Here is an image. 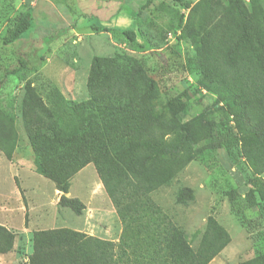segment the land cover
<instances>
[{
    "label": "rangeland",
    "instance_id": "1",
    "mask_svg": "<svg viewBox=\"0 0 264 264\" xmlns=\"http://www.w3.org/2000/svg\"><path fill=\"white\" fill-rule=\"evenodd\" d=\"M148 1L0 0V107L14 110L19 136L12 158L0 150V264L41 261L45 250L54 248L37 247L36 234L54 230L111 242L114 264H137L136 259L146 260L149 249L153 252L146 240L149 235L135 226L124 254L125 225L95 167L96 160L110 153L89 89L95 59L143 66L159 90L157 107L173 101L176 105L168 108L169 114L181 129L202 119L215 122L226 133L237 132L226 102L216 91L220 83L195 66L199 50L179 28L188 10L168 0H154L145 7ZM199 1L187 3L194 6ZM29 7L34 9L31 30L4 46L8 26ZM96 21L112 25L113 32L93 31ZM132 28L137 31L136 42L123 34ZM22 61L27 65L23 71ZM257 78L264 82V77ZM28 83L49 107L68 103L61 113L71 127L78 126L87 145L91 163L71 178L66 193L44 176L32 149L22 118ZM233 154L224 149L203 153L171 186L149 199L153 208L185 230L193 247L210 217L229 233L231 242L209 264H243L264 254V202L249 183L253 175L240 152ZM186 188L192 190V197L178 204L177 194ZM62 197L79 200L85 206L82 214L61 206Z\"/></svg>",
    "mask_w": 264,
    "mask_h": 264
},
{
    "label": "trees",
    "instance_id": "2",
    "mask_svg": "<svg viewBox=\"0 0 264 264\" xmlns=\"http://www.w3.org/2000/svg\"><path fill=\"white\" fill-rule=\"evenodd\" d=\"M168 1L188 10L179 28L199 50L195 66L220 83L216 91L237 132L226 133L215 122L202 119L181 129L169 114L168 108L176 105L173 101L157 107L159 90L143 66L131 68L120 60L98 58L89 89L110 153L96 160L95 167L124 222V254L136 226L149 235L146 240L153 248L147 252L151 255L144 254L146 260L136 259L137 264H209L231 242L229 233L210 217L193 247L185 230L153 208L149 199L171 186L198 156L224 149L230 156L240 152L253 175L249 183L264 202V82L257 78L264 77V6L263 0H200L194 6L187 0ZM33 20L34 9L29 7L8 26L3 45L20 41ZM91 27L98 33L114 30L97 21ZM123 34L136 42V29ZM20 69H27L25 61ZM25 90L22 118L32 149L44 176L66 193L71 178L91 163L87 145L78 126L71 127L61 113L68 103L49 107L31 83ZM18 140L14 110L0 107V150L12 158ZM191 197L192 190L186 188L177 194V203L184 205ZM60 203L78 215L85 209L77 199L62 197ZM144 222L147 225L142 226ZM35 239L37 247L54 249L45 250L42 260L31 264H114L113 244L99 238L54 230L37 233ZM243 264H264V254Z\"/></svg>",
    "mask_w": 264,
    "mask_h": 264
}]
</instances>
